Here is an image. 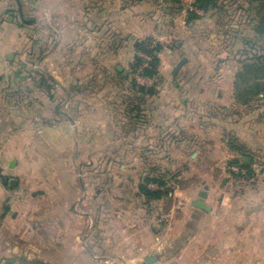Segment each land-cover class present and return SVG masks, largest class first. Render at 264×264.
Wrapping results in <instances>:
<instances>
[{
    "label": "crops",
    "instance_id": "obj_1",
    "mask_svg": "<svg viewBox=\"0 0 264 264\" xmlns=\"http://www.w3.org/2000/svg\"><path fill=\"white\" fill-rule=\"evenodd\" d=\"M47 1L56 23L45 32L37 19L25 18L20 0H0V166L6 177L0 242L34 232L30 221L42 210L35 204L40 195L52 211V240L62 243L67 259L264 264V173L257 168L258 157L264 159V75L247 71L245 47L200 31L203 17L189 13L194 0L162 17L145 11L144 0H100L94 8L88 0ZM149 38L162 45L161 89L154 92L135 87L131 74L136 42ZM70 112L82 115L81 132L94 126L102 163L96 185L109 184L106 192L87 185L86 170L73 175L70 155L55 153L56 146L74 145ZM59 113L64 120L55 124ZM83 140L89 142L87 134ZM44 146L52 155L40 151ZM56 159L64 165L63 179L49 170ZM186 160L205 185L191 199L178 191L191 202L156 234L142 219L136 183L130 187L134 203L124 205L129 194L121 182L139 178L152 163L170 170V163ZM202 191L208 209L194 205ZM83 216L92 230L78 220ZM15 247L0 250L4 255Z\"/></svg>",
    "mask_w": 264,
    "mask_h": 264
},
{
    "label": "rangeland",
    "instance_id": "obj_2",
    "mask_svg": "<svg viewBox=\"0 0 264 264\" xmlns=\"http://www.w3.org/2000/svg\"><path fill=\"white\" fill-rule=\"evenodd\" d=\"M20 1L23 6V12L26 19H37L39 21L40 27H43L45 32L47 31L48 26L55 25L56 20L53 17V12H51V10L48 8L47 0ZM99 1L100 0H88V7L94 8V5L99 3ZM247 1L248 0H220L219 8H213L209 11H203L202 9H198L193 6V11L197 14H200V18L203 17V19H201L199 22V30L211 34L212 32H215L217 35H220L222 43H232L235 47L247 46V49L250 50V47L252 46L251 44L253 43L258 46L264 45V35L258 34L255 30V23L259 19V2L255 0L250 4L249 2L247 3ZM139 2L140 0H136V3ZM144 2L147 3L146 7L144 8L145 11L148 9L149 13L157 11L161 17L165 13H168V11L173 12L175 10L173 8L180 9L183 4H187L185 0H144ZM192 4L193 3H191V5ZM34 6H37L38 10L35 9ZM15 12L16 18L19 19L18 10H15ZM57 29H59V27H57ZM214 37L216 36L214 35ZM153 43L155 44L159 42L154 39ZM253 52L254 51H252V53ZM244 54L246 57L245 59H248L247 56L250 54L248 52H244ZM141 55L143 57V54ZM136 68H132L131 66V74L134 79H138L136 75ZM247 71L249 73L252 72L254 75L261 74V71L257 70L256 68L252 69V71L247 69ZM140 80H136V82L139 83ZM144 86L149 87L147 85ZM151 86L155 90L161 89L160 82L155 81V83ZM63 116H65L63 113H59L55 119V124L62 122V120H64ZM81 117L82 115L79 113L70 112L69 114V121H71L72 124L71 134L74 145L72 147L66 146V148H64V146H56L53 148L56 155L61 153L70 155L71 162L69 165V170L72 171L73 175H77V171L79 172L81 169L86 170L88 172L87 185L93 189H95V186L98 185L106 192V190H110L108 189L110 186L109 184L96 185L95 175L97 171L101 169L102 163L96 159L95 129L94 126L88 123L87 133L85 129H83L81 132L80 126H82L83 123V119ZM81 133L83 134L81 135ZM86 134L89 142L87 144H83V137H85ZM80 140L82 142L81 149L79 146ZM39 149L42 151V153L48 152L50 155H52L51 153L53 151L51 152V146L39 147ZM258 158L260 159V163L259 161L257 163L258 171H260V173H264V159L261 155ZM103 164L105 169H110L112 165L110 162ZM170 164L171 165L168 166V168H171L172 170H166L164 167L158 166L157 163H152L150 168L145 171L142 167L139 178L135 177L132 180L124 179V181L121 182L123 191L129 194V198H127L125 202H121L124 203V205H131L134 203L132 200L133 198H131L134 194L133 190H130V187H132L133 181L136 183L135 187L138 186V191L141 196V211L143 212L142 219L148 224L150 228H157V231H155L156 234H159L166 227L171 226L174 222L177 211H180L181 208L185 206V204L191 202L189 199L192 198V192L194 189L202 188L205 185L206 179L193 176L191 160H186V162L176 161ZM63 169L64 165L62 162L56 159L55 168H51L49 170L56 171L57 179H63ZM0 171L2 172L1 166ZM3 177L4 180H6L4 175ZM153 178L160 179L163 181V183L156 182L153 180ZM74 180L77 185L80 184L77 176ZM142 185L147 186L150 190L163 191L164 195L160 198H148L141 190ZM180 190H185L189 199H187V197L183 198V196L179 195L178 191ZM79 196L80 194H77V197ZM35 199L36 206H40L42 210L38 212V216H35L32 221H30L35 226H33L34 232L30 234H22L21 237H23V239L20 241H11L7 244L0 242V249L2 246L12 249H15V246H17L18 248L17 251L7 252V254L5 253L4 255L0 250V264H69V261L67 260H71L73 262L72 264L98 263L99 261L97 258L90 260L89 258L67 259L63 257L62 243L58 245L57 242L54 243L52 240L54 229H52V226L49 223V217L52 215V211L48 205L49 202L47 203V200L43 201V198H41L40 195H35ZM89 206L91 207L89 211L94 208V200H91V203L89 202ZM123 218L124 217H122V219ZM116 219L119 220L120 218L117 216ZM78 220H86L84 223H87L88 230H92L90 217L86 219L85 216H83L78 218ZM23 229L24 227L22 228V231ZM91 247L94 250V245ZM110 261L111 259H109L108 262L106 261V264H112Z\"/></svg>",
    "mask_w": 264,
    "mask_h": 264
},
{
    "label": "trees",
    "instance_id": "obj_3",
    "mask_svg": "<svg viewBox=\"0 0 264 264\" xmlns=\"http://www.w3.org/2000/svg\"><path fill=\"white\" fill-rule=\"evenodd\" d=\"M255 0H248L250 4L253 3ZM258 1L259 6V19L255 23V30L258 34L264 35V0H256ZM193 5L195 8L202 9L203 11H209L213 8H219L220 6V0H194ZM190 15L194 18L198 17L199 14L195 13L194 11L190 12ZM154 39L149 38L142 41L136 42V50L137 55L135 56L134 62L132 64V68H136L140 66L142 63L146 61L144 57H142L141 54H146L150 57L148 60V67L144 70V75L148 76L149 78L155 79L156 82L160 79V71H159V65H160V57L159 52L162 50V45L160 43L153 44ZM249 43V42H248ZM153 44L154 47H151ZM250 50L247 49V46L243 49V52H248L250 55H248V59L250 60L251 64H249L247 67L252 71V69L260 70L261 73L264 75V45L258 46L254 43L251 44ZM252 51H254L252 53ZM252 73V72H251ZM133 85L137 87L139 90H144L146 86L140 85L136 82V80H133ZM151 92H154L155 89L152 86L148 87ZM154 181L163 183L160 179L153 178ZM142 192L148 197V198H160L164 195L163 191L160 190H150L147 186L142 185L141 186Z\"/></svg>",
    "mask_w": 264,
    "mask_h": 264
},
{
    "label": "built area",
    "instance_id": "obj_4",
    "mask_svg": "<svg viewBox=\"0 0 264 264\" xmlns=\"http://www.w3.org/2000/svg\"><path fill=\"white\" fill-rule=\"evenodd\" d=\"M153 44H152V46H153ZM143 57L146 59V61L136 68V71H137L136 75H137L138 80L149 79L148 76L144 75V70L146 67H148V60L150 59V57L147 56L146 54H143ZM235 170L236 171H242L243 173H246L245 169H240L239 167H235ZM3 182H4V177H3L2 172L0 171V186L2 185Z\"/></svg>",
    "mask_w": 264,
    "mask_h": 264
},
{
    "label": "water",
    "instance_id": "obj_5",
    "mask_svg": "<svg viewBox=\"0 0 264 264\" xmlns=\"http://www.w3.org/2000/svg\"><path fill=\"white\" fill-rule=\"evenodd\" d=\"M200 198L197 199L195 202H194V205L196 207H199V208H202V209H208L207 206L205 205V201L204 199L207 197V193L206 191H202L200 194H199ZM153 259L150 258L148 259V261H152Z\"/></svg>",
    "mask_w": 264,
    "mask_h": 264
}]
</instances>
